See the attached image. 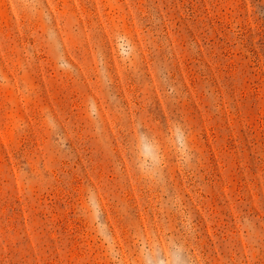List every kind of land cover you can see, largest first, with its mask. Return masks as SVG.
Wrapping results in <instances>:
<instances>
[{
  "label": "rangeland",
  "instance_id": "374dc122",
  "mask_svg": "<svg viewBox=\"0 0 264 264\" xmlns=\"http://www.w3.org/2000/svg\"><path fill=\"white\" fill-rule=\"evenodd\" d=\"M173 244L264 264V0H0V264Z\"/></svg>",
  "mask_w": 264,
  "mask_h": 264
},
{
  "label": "clouds",
  "instance_id": "9594fccd",
  "mask_svg": "<svg viewBox=\"0 0 264 264\" xmlns=\"http://www.w3.org/2000/svg\"><path fill=\"white\" fill-rule=\"evenodd\" d=\"M54 127V123H53ZM144 150L153 156H158V141L141 133ZM168 141L177 156L178 163L188 164L192 159L191 148L188 143L187 133L180 125L173 126L168 132ZM85 211L96 222L97 227H104L102 223V206L91 189L88 190L84 204ZM107 235V233H103ZM144 264H184L183 249L173 244L166 255L158 245L145 246L142 248Z\"/></svg>",
  "mask_w": 264,
  "mask_h": 264
}]
</instances>
